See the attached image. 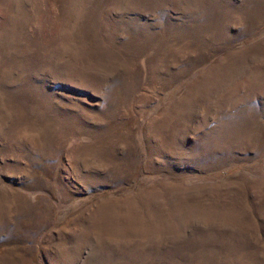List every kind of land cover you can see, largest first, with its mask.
<instances>
[{"label":"rangeland","instance_id":"374dc122","mask_svg":"<svg viewBox=\"0 0 264 264\" xmlns=\"http://www.w3.org/2000/svg\"><path fill=\"white\" fill-rule=\"evenodd\" d=\"M0 264H264V0H0Z\"/></svg>","mask_w":264,"mask_h":264}]
</instances>
